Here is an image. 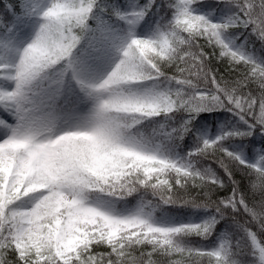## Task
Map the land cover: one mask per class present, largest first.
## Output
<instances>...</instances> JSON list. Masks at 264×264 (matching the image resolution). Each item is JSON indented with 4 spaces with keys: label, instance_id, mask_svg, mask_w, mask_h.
Wrapping results in <instances>:
<instances>
[{
    "label": "snow or ice",
    "instance_id": "obj_1",
    "mask_svg": "<svg viewBox=\"0 0 264 264\" xmlns=\"http://www.w3.org/2000/svg\"><path fill=\"white\" fill-rule=\"evenodd\" d=\"M0 264H264V0H0Z\"/></svg>",
    "mask_w": 264,
    "mask_h": 264
},
{
    "label": "trees",
    "instance_id": "obj_2",
    "mask_svg": "<svg viewBox=\"0 0 264 264\" xmlns=\"http://www.w3.org/2000/svg\"><path fill=\"white\" fill-rule=\"evenodd\" d=\"M219 67H220V72L221 73L225 74L226 76L229 75L226 64L225 65H220Z\"/></svg>",
    "mask_w": 264,
    "mask_h": 264
}]
</instances>
